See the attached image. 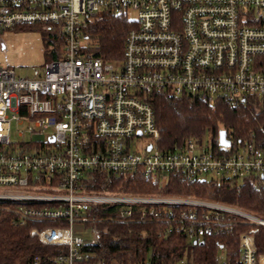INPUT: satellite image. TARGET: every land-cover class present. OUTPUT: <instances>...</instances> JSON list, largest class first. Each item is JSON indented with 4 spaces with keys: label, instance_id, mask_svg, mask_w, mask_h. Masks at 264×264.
I'll return each mask as SVG.
<instances>
[{
    "label": "built area",
    "instance_id": "built-area-1",
    "mask_svg": "<svg viewBox=\"0 0 264 264\" xmlns=\"http://www.w3.org/2000/svg\"><path fill=\"white\" fill-rule=\"evenodd\" d=\"M101 11L134 24L118 61L87 50L85 20ZM33 25L61 34V55L25 76L0 66V211L15 226L32 223L30 235L53 250L20 264H95L87 213L103 205H117L118 221L155 220L194 242L246 226L238 259L222 251L216 264H264L254 240L262 216L190 196L88 192L83 179L91 171L162 185L206 175L264 188V146L254 138L216 149L190 138L164 149L151 103L157 92L232 106L264 99V0H0V32Z\"/></svg>",
    "mask_w": 264,
    "mask_h": 264
},
{
    "label": "trees",
    "instance_id": "trees-1",
    "mask_svg": "<svg viewBox=\"0 0 264 264\" xmlns=\"http://www.w3.org/2000/svg\"><path fill=\"white\" fill-rule=\"evenodd\" d=\"M133 26L131 19L109 11L89 16L84 25L88 52L103 61L120 60L125 35ZM43 32L50 57L57 58L61 55V34L44 29ZM151 103L164 149L182 148L190 138L198 142L205 139L216 149L220 130L226 131L232 146L250 138H254L257 146H264V99H249L232 106L224 98L209 103L195 96L157 92ZM84 176L88 192L190 196L234 205L264 217V188L255 186L249 179L202 175L188 183L171 178L161 185L139 175L116 177L90 171ZM116 207L103 205L88 210L87 226L93 223L97 232V241L90 247L95 264H176L183 258H191L195 264H216L222 251L230 262L238 259V233L246 226L206 235L194 242L183 234L167 233L164 225L155 220L118 221L114 219ZM32 225L15 226L11 224L10 214L0 211V264L25 263L53 250L30 235ZM254 240L257 252L264 254V227L256 228Z\"/></svg>",
    "mask_w": 264,
    "mask_h": 264
},
{
    "label": "rangeland",
    "instance_id": "rangeland-1",
    "mask_svg": "<svg viewBox=\"0 0 264 264\" xmlns=\"http://www.w3.org/2000/svg\"><path fill=\"white\" fill-rule=\"evenodd\" d=\"M129 17L134 18L135 13L131 12ZM43 29L45 30L43 26L33 25L0 32V66L12 67L18 76H25L30 75L31 67H40L50 61ZM42 138L33 136L34 140H42ZM11 140L18 141L14 122H12ZM143 140L147 141L146 138ZM74 231L86 239L93 237L91 227L75 224ZM218 256L220 260H223V254L219 253Z\"/></svg>",
    "mask_w": 264,
    "mask_h": 264
},
{
    "label": "water",
    "instance_id": "water-1",
    "mask_svg": "<svg viewBox=\"0 0 264 264\" xmlns=\"http://www.w3.org/2000/svg\"><path fill=\"white\" fill-rule=\"evenodd\" d=\"M218 143L222 146H229L230 140L227 138L226 131L220 130L218 134Z\"/></svg>",
    "mask_w": 264,
    "mask_h": 264
}]
</instances>
